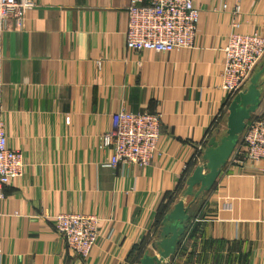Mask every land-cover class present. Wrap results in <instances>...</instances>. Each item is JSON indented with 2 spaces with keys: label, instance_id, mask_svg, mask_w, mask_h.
Segmentation results:
<instances>
[{
  "label": "crops",
  "instance_id": "1",
  "mask_svg": "<svg viewBox=\"0 0 264 264\" xmlns=\"http://www.w3.org/2000/svg\"><path fill=\"white\" fill-rule=\"evenodd\" d=\"M31 1L23 26L0 32V115L25 162L4 188L0 264H137L131 251L143 240L156 253L165 195L192 159L202 162L198 148L208 135L225 134L228 113L215 123L228 99L224 48L232 32L264 35V0H193L200 12L194 44L169 52L126 47L132 0ZM260 90L258 111L264 73ZM121 109L162 115L145 167L105 165L110 153L100 137ZM192 199L185 198L186 231L163 264H264V162L229 160L214 186ZM61 211L100 218L87 258L55 229Z\"/></svg>",
  "mask_w": 264,
  "mask_h": 264
},
{
  "label": "built area",
  "instance_id": "2",
  "mask_svg": "<svg viewBox=\"0 0 264 264\" xmlns=\"http://www.w3.org/2000/svg\"><path fill=\"white\" fill-rule=\"evenodd\" d=\"M31 0H0V32L21 28ZM239 10V6H237ZM199 9L193 0H132L127 7L126 47L141 51L169 52L194 44ZM264 58V35L232 32L224 48L222 88L228 98L245 89L256 67ZM100 62H98V66ZM160 112H132L121 109L100 137V147L110 156L106 166L149 165L161 138ZM205 143L198 151L202 153ZM201 155V154H200ZM234 163L264 162V109L249 119L230 157ZM22 152L9 145L5 122L0 115V215L5 186L23 175ZM55 229L67 246L82 259L87 258L99 240L100 218L94 214L61 211L53 216ZM0 248V263L2 261Z\"/></svg>",
  "mask_w": 264,
  "mask_h": 264
},
{
  "label": "water",
  "instance_id": "3",
  "mask_svg": "<svg viewBox=\"0 0 264 264\" xmlns=\"http://www.w3.org/2000/svg\"><path fill=\"white\" fill-rule=\"evenodd\" d=\"M263 73L264 62L250 77L245 89L232 99L228 108L225 134L220 137L213 135L207 141L202 162L187 179L184 196L173 205L162 220L158 231L159 239L151 245L156 253L147 250L137 264H163L176 253L190 219L188 208L191 201L187 203L185 198L191 196L192 200H196L216 183L245 130L247 121L260 106V77Z\"/></svg>",
  "mask_w": 264,
  "mask_h": 264
},
{
  "label": "trees",
  "instance_id": "4",
  "mask_svg": "<svg viewBox=\"0 0 264 264\" xmlns=\"http://www.w3.org/2000/svg\"><path fill=\"white\" fill-rule=\"evenodd\" d=\"M232 99L233 98H228L227 99V101H226V103L224 105V109L222 108V110H221L220 117H217V119L215 121V123L217 125L222 123V117L224 118V115H226L228 113V108H229V105H230ZM259 112L260 111L257 110L255 113H253L251 115L250 119L256 118L259 115ZM223 123L225 124L226 122H223ZM212 136L213 135L210 133L208 135V138L210 139ZM207 140L204 143H207ZM198 154L200 155L201 152H199ZM196 165H197V159L194 158L188 163V165H187V167H186V169L184 171V174L182 175L181 180H180V182L177 185L176 190L167 193L165 195V197H164V201H161V203H160V205H159V207L157 209V214H156V219H155V228L157 229V231H158V229L161 226L163 218L169 212L170 206L172 205L173 202L176 201V198L178 197V194L180 193V191H182V189L186 185L187 179L192 174V172L195 169ZM146 251H147L146 240L145 241L143 240L140 244L135 245L132 248L131 252H132V254L134 252L133 255L137 256L138 259H139V258H141L143 256V254ZM131 252H130V254H131Z\"/></svg>",
  "mask_w": 264,
  "mask_h": 264
},
{
  "label": "rangeland",
  "instance_id": "5",
  "mask_svg": "<svg viewBox=\"0 0 264 264\" xmlns=\"http://www.w3.org/2000/svg\"><path fill=\"white\" fill-rule=\"evenodd\" d=\"M226 124V123H225ZM185 188H186V185L184 186V188L182 189V191L184 192L185 191ZM155 252V251H154Z\"/></svg>",
  "mask_w": 264,
  "mask_h": 264
}]
</instances>
